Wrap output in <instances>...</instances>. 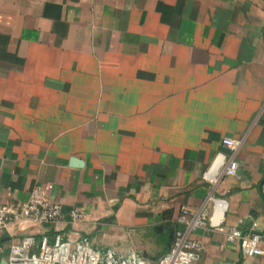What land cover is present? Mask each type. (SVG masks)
<instances>
[{
	"label": "crops",
	"instance_id": "0c3cea01",
	"mask_svg": "<svg viewBox=\"0 0 264 264\" xmlns=\"http://www.w3.org/2000/svg\"><path fill=\"white\" fill-rule=\"evenodd\" d=\"M224 137L242 141L238 177L210 184ZM35 186L62 205L65 237L149 264L209 194L224 230L264 235V0H0V204ZM54 234L11 220L0 262ZM192 237L191 264H264L223 232Z\"/></svg>",
	"mask_w": 264,
	"mask_h": 264
},
{
	"label": "built area",
	"instance_id": "2783aa9c",
	"mask_svg": "<svg viewBox=\"0 0 264 264\" xmlns=\"http://www.w3.org/2000/svg\"><path fill=\"white\" fill-rule=\"evenodd\" d=\"M240 139L224 137L221 140L226 153H218L203 178L210 184H215L218 176L238 177V162L236 154L241 146ZM215 170L214 177L209 176ZM210 205L211 213L207 211ZM226 201L207 195L202 204L195 210L182 206L177 223L182 229H176L174 239L168 252L159 258L157 264H191L197 260L203 251V243L192 237L199 228L208 227L216 232H223L225 240L237 243L246 257H264V235L258 232L244 234L238 229L224 230L222 227ZM70 226L77 227L84 221L85 215L81 209H71L68 214ZM11 220L19 223L34 222L54 226L55 234L52 243L47 237L42 238L38 251L34 252V236L24 235L19 241L9 246L8 264H149L137 253L127 257L116 256L107 250H94L87 238L70 239L62 234L63 207L49 199L47 191L42 186H35L24 203L0 204V234L7 229Z\"/></svg>",
	"mask_w": 264,
	"mask_h": 264
},
{
	"label": "water",
	"instance_id": "95a60500",
	"mask_svg": "<svg viewBox=\"0 0 264 264\" xmlns=\"http://www.w3.org/2000/svg\"><path fill=\"white\" fill-rule=\"evenodd\" d=\"M71 164H72V166H74V167H82V162L81 161H79V160H77L76 158H73L72 160H71ZM5 261V263L4 262H0V264H8L7 263V260H4Z\"/></svg>",
	"mask_w": 264,
	"mask_h": 264
},
{
	"label": "bare ground",
	"instance_id": "6f19581e",
	"mask_svg": "<svg viewBox=\"0 0 264 264\" xmlns=\"http://www.w3.org/2000/svg\"><path fill=\"white\" fill-rule=\"evenodd\" d=\"M214 174H215V170H213L209 176L214 177Z\"/></svg>",
	"mask_w": 264,
	"mask_h": 264
}]
</instances>
